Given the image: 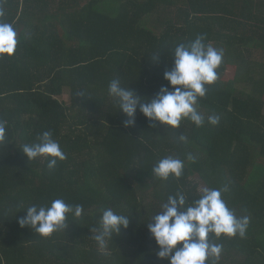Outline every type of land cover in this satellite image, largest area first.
Segmentation results:
<instances>
[{"label": "trees", "instance_id": "obj_1", "mask_svg": "<svg viewBox=\"0 0 264 264\" xmlns=\"http://www.w3.org/2000/svg\"><path fill=\"white\" fill-rule=\"evenodd\" d=\"M0 11L18 33L14 55L0 58V119L8 121L0 264H169L157 256L148 223L169 195L183 192L191 202L198 188L224 184L228 207L250 224L243 238L212 237L223 246L217 264H264V99L256 81L239 88L238 62L228 57L244 66L252 50H264V0H0ZM200 34L224 51L218 80L198 100L204 125L153 127L137 111L135 126L125 127L109 82L119 78L153 98L169 85L174 47ZM213 114L218 125L207 121ZM44 131L66 155L53 170L47 158L30 161L22 152ZM168 156L184 161L181 178L153 174ZM54 199L82 205V216L69 215L68 227L48 238L20 226L28 206ZM106 208L130 224L101 248L93 236Z\"/></svg>", "mask_w": 264, "mask_h": 264}, {"label": "clouds", "instance_id": "obj_2", "mask_svg": "<svg viewBox=\"0 0 264 264\" xmlns=\"http://www.w3.org/2000/svg\"><path fill=\"white\" fill-rule=\"evenodd\" d=\"M3 12L0 11V16ZM18 33L10 23L0 21V58L12 57L17 49ZM206 35H197L194 40L177 44L172 51L173 66L164 72V79L169 85L162 86L151 99L145 100L134 90L124 87L119 78L109 82V95L115 98L119 111L127 119L125 127H134L137 111L149 121L166 126L180 128L183 120L193 122L197 127L205 123V117L197 110L198 100L206 96L208 87L218 80L219 67L223 62L224 51L205 43ZM157 63L159 55L152 57ZM207 121L211 125L220 123L219 115H210ZM8 121L0 119V144L5 143ZM181 140L186 138L179 135ZM22 152L28 160L47 158V167L53 170L58 161L66 159L59 143L50 131H44L36 137V141L23 145ZM188 160L195 158L189 154ZM184 161L172 156L160 159L152 168L153 174L161 180L179 179L184 174ZM230 191L228 184L220 188H198L199 198L189 202L183 192L169 195L162 210L153 216L148 229L154 238L157 256L167 259L169 264H217L223 246L214 243L222 236L243 238L250 224L248 216L238 217L228 207L224 194ZM24 211L26 215L19 219L21 227H30L44 238L68 227L69 215L79 218L83 214V206H72L63 199H54L50 205L32 204ZM129 216L115 213L111 208L102 210L100 230L93 238L101 248L108 239L119 235L121 229L129 227ZM96 233V229L91 230Z\"/></svg>", "mask_w": 264, "mask_h": 264}, {"label": "rangeland", "instance_id": "obj_3", "mask_svg": "<svg viewBox=\"0 0 264 264\" xmlns=\"http://www.w3.org/2000/svg\"><path fill=\"white\" fill-rule=\"evenodd\" d=\"M231 57L230 59L238 62V83L239 88L248 91L252 86V81H256L259 85L257 86L259 91L262 92L264 99V50L263 51H251L250 55L244 57L247 62L246 65L242 66V61L236 57ZM236 63V62H235ZM233 71L229 72V76H232ZM64 99H68L67 93L63 96Z\"/></svg>", "mask_w": 264, "mask_h": 264}]
</instances>
